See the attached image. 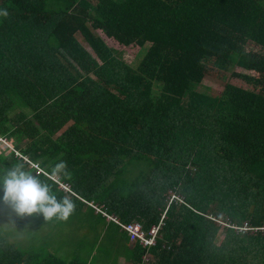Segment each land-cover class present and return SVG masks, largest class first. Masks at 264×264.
<instances>
[{"label": "trees", "instance_id": "1", "mask_svg": "<svg viewBox=\"0 0 264 264\" xmlns=\"http://www.w3.org/2000/svg\"><path fill=\"white\" fill-rule=\"evenodd\" d=\"M0 8L8 12L0 136L15 140L0 151V169L23 162L57 200L89 211L87 225L103 219L95 248L105 242L114 255L103 263L139 264L148 252L147 264H264V0H0ZM106 38L138 46L136 59ZM209 59L218 75L231 70L251 88L226 81L206 92ZM64 94L96 99L72 117L57 103ZM59 160L65 173L50 175ZM177 186L185 203L169 205L150 247L107 218L148 229ZM83 241L64 262L50 247L25 252L0 235V264H87L95 248L83 254Z\"/></svg>", "mask_w": 264, "mask_h": 264}, {"label": "rangeland", "instance_id": "2", "mask_svg": "<svg viewBox=\"0 0 264 264\" xmlns=\"http://www.w3.org/2000/svg\"><path fill=\"white\" fill-rule=\"evenodd\" d=\"M77 37L80 39V35H77ZM106 42L110 46L122 51V57L127 62H132L136 59L138 54V46H123L110 38H106ZM83 44L86 45V43ZM246 48L257 49V47L250 42L246 45ZM205 65L206 74L202 80V85L205 87L206 92L217 94L226 81L246 88H251V86L243 80L234 78L230 74L231 70L225 72L222 76L218 75V67L214 64L213 59L207 60ZM234 70L255 74L254 71L244 70L240 67H235ZM58 99L59 100H57V103L61 109L66 110L67 112L70 111L72 117H77L83 111L88 109L89 105L96 99V96H90L86 102L84 100L79 104L72 102L69 98L67 99L65 94L60 95ZM60 131H58L56 135L59 134ZM0 138V151L7 152L9 149H15V140L13 138L4 136H0ZM53 177L56 178V176ZM175 188L168 190L167 195H170L171 192H175V194L183 198V196L178 191L179 187L177 186ZM89 213L90 212L88 211L87 215L84 217L80 215L76 209H73L67 218L58 220L55 217L44 218L42 214L39 213H34L31 215H17L8 205L3 203L2 212L0 213V235L7 239L8 242L12 243L14 246L25 252H29L31 249H36L37 246L43 248V251H47V247H50L51 253L53 255H56L62 261L67 262L72 258L73 255L76 256L78 253L76 242L78 243L83 241V238H85L86 241L83 242L86 243L80 250L83 254H85L90 250H94L96 239L99 236L103 237L102 232L104 229H107L105 227L106 223L103 221V219L98 220L100 222H97L94 228L87 225L90 223L92 217ZM99 224H101V229H97ZM217 224L221 229L227 227V218L224 217L218 219ZM242 228H244L243 230L248 229L246 223L243 224ZM159 233L158 237L160 236ZM222 235V232H219V239L222 238ZM103 241H105V237L103 238ZM104 249L107 251L106 255L105 253H102ZM93 254L94 255H91L90 258L84 257V261L86 259L89 260L85 263L106 264L102 262L104 257L114 259L113 253L108 250V245L105 242L103 244L102 250L100 248H95ZM81 258L82 257H80V260H82ZM149 259H151V255L147 252L143 257V261L147 262Z\"/></svg>", "mask_w": 264, "mask_h": 264}, {"label": "clouds", "instance_id": "3", "mask_svg": "<svg viewBox=\"0 0 264 264\" xmlns=\"http://www.w3.org/2000/svg\"><path fill=\"white\" fill-rule=\"evenodd\" d=\"M7 15V10L0 8V16ZM65 167V162L59 160L48 171L50 175H60L65 173ZM0 203L8 205L17 215L39 213L44 218L55 216L60 219L67 218L74 207L73 202L67 197L57 200L51 193L49 184L34 171H29L23 162H17L10 167L0 169ZM166 206L163 211L169 207L166 208ZM164 219L165 217L163 222ZM147 262L143 264H147Z\"/></svg>", "mask_w": 264, "mask_h": 264}, {"label": "built area", "instance_id": "4", "mask_svg": "<svg viewBox=\"0 0 264 264\" xmlns=\"http://www.w3.org/2000/svg\"><path fill=\"white\" fill-rule=\"evenodd\" d=\"M1 139V138H0ZM33 166L37 167L36 164H32ZM39 171L45 173L44 170H41L38 168ZM46 174V173H45ZM65 192L73 193V191L70 189L69 185L67 183H62L57 180V178L50 176ZM185 203L184 197L181 198L175 192H171L170 195L167 198V206L166 208L172 203ZM90 204V203H89ZM96 210H100V208L96 207L95 205L91 204ZM166 210L163 211L161 214L160 220L158 223L151 225L147 230H145L142 226V224L138 221H132L127 223L119 222L116 217L107 215V218L114 220L119 224V226L124 229L132 238L138 240L139 244L143 247H150L155 244L156 239L158 237V233L162 225L164 224L163 218L165 217ZM106 214V213H105ZM144 257V256H143ZM146 263L145 261L140 262V264Z\"/></svg>", "mask_w": 264, "mask_h": 264}, {"label": "crops", "instance_id": "5", "mask_svg": "<svg viewBox=\"0 0 264 264\" xmlns=\"http://www.w3.org/2000/svg\"><path fill=\"white\" fill-rule=\"evenodd\" d=\"M64 192H65V191H64ZM71 194H75V193L73 192V193H71ZM85 209H86V207H85V206H83V207H81V208L79 209V212H80V211H82V212H83V211H85ZM93 255H94V254H93ZM119 259H120V262H119V264H124V261H123V259H122L121 257H120Z\"/></svg>", "mask_w": 264, "mask_h": 264}]
</instances>
